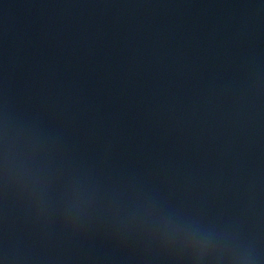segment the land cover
I'll return each mask as SVG.
<instances>
[{"label": "water", "instance_id": "95a60500", "mask_svg": "<svg viewBox=\"0 0 264 264\" xmlns=\"http://www.w3.org/2000/svg\"><path fill=\"white\" fill-rule=\"evenodd\" d=\"M215 60L264 195V0H200Z\"/></svg>", "mask_w": 264, "mask_h": 264}]
</instances>
